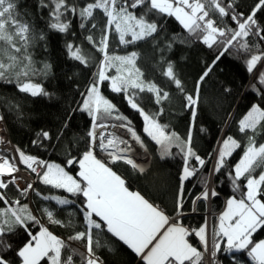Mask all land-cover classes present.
Here are the masks:
<instances>
[{
	"label": "snow or ice",
	"instance_id": "obj_1",
	"mask_svg": "<svg viewBox=\"0 0 264 264\" xmlns=\"http://www.w3.org/2000/svg\"><path fill=\"white\" fill-rule=\"evenodd\" d=\"M38 8L41 19H44L43 12H47L46 27L50 31L67 34L73 27V19L78 20L83 39L101 54L102 60L93 81L81 93L82 102L73 109V112L86 113L91 121L82 155L73 156L69 151L65 166H61L16 148L19 163L35 174L38 182L49 190L48 194L35 189L32 183L19 188L15 173L20 169L16 158L0 152V189L17 185L19 193V197L12 198L7 191H0V201L3 202L0 207V264H41L42 261L45 264H104L97 255V249L106 246V242L102 244L100 240V234L104 232L122 242L141 264H219L217 256L222 251V244L224 252L247 250L253 264H264V240L254 242L252 239L258 229L264 228V104H253L239 120L238 130L246 144L243 155L232 166L227 158L241 148V142L231 135L221 141L209 176L198 177L203 190L196 200L210 201L219 195L211 184L215 174L224 171L234 191L241 190L242 180L246 191L240 198L227 199L226 209L218 215V223L212 226L210 234L207 221L198 228H190L184 226L181 219L184 215V182L196 177L206 165L205 159L193 148L198 109L202 103H208L207 98L201 97V84L230 48L235 47L238 53L247 54L246 70L256 80L251 87L264 99V48L261 46L264 24L257 16V13L264 16V0H257L247 14L238 10L234 0L227 3L225 0H85L83 4L80 0H38ZM26 15L20 11L19 0H0V81L14 83L20 93L31 97H51L52 93L47 91L40 78L47 77L52 66L46 60L35 59L38 44H43L46 50L47 33L37 29ZM169 17L178 21L188 36L173 35L164 47H160L161 20ZM225 17H229L236 27H230ZM71 34L76 35L75 32ZM189 37L208 48L215 46L218 51L215 60L197 80L195 95L185 93L173 62L164 55H160L153 65L156 72L184 95L183 109L190 112V121L186 137L181 138L159 121L165 111L164 103H171V96L138 66L141 54L133 50L119 55L110 49L116 42L125 49L146 42L153 44L154 52L163 53L165 49L170 51L174 43H189ZM249 37L253 38L252 41ZM66 49L72 60L89 66L91 58L80 45L69 42ZM112 69H115V75L110 76L108 72ZM105 81L109 82L112 92L123 93L129 107L142 117L143 132L158 146L162 159L174 155L173 147L182 154L180 183L173 197L175 215H169L164 207L140 192L130 191L126 180L97 158L98 149L109 157L111 163L122 161L140 175L146 172L145 167L131 156L133 147L129 140L108 131L110 127L126 129L131 140L144 147V141L132 122L102 94L100 85ZM144 93L151 94L156 111L146 109L145 97L141 95ZM10 107L19 109V104H10ZM20 115L22 113L17 111V116ZM3 119L0 116V121ZM108 120L122 123L109 124ZM64 127H68L67 121ZM52 139L48 131H41L32 143L45 148L44 141ZM56 139L59 140L60 136ZM3 143L0 138V144ZM209 158L212 159L211 154ZM73 165H78L75 176L66 170ZM51 190L68 195H57ZM29 192H34L42 201L54 202L58 207H30L33 202L28 200ZM21 197L28 203H21ZM72 197L82 198L83 230H73L64 239L49 231L41 217L46 216L49 223L75 229L71 219L66 223L57 217L58 211L76 203ZM36 226L39 227L34 232ZM21 229L27 238L22 246H17L14 238L20 235ZM193 237L198 239V245L192 242ZM72 241L82 242L86 252L72 247ZM109 251L113 249L109 248ZM235 264H240L239 260H235Z\"/></svg>",
	"mask_w": 264,
	"mask_h": 264
},
{
	"label": "trees",
	"instance_id": "obj_2",
	"mask_svg": "<svg viewBox=\"0 0 264 264\" xmlns=\"http://www.w3.org/2000/svg\"><path fill=\"white\" fill-rule=\"evenodd\" d=\"M80 2L83 4L85 0H80ZM227 2L228 0H225V3ZM256 2L257 0H234V3L238 5V10L245 14L250 12ZM19 5L20 11L27 14L26 18L37 29H42L47 33L46 50L43 44H38L35 50V59L37 61L46 60L52 66L50 74L47 77L40 78V82L52 95L51 97H31L20 93L14 83L0 81V116L4 118L3 123L8 138L15 149L18 147L26 154L38 156L48 162L65 166L69 151L73 156H77L82 155L86 149L87 132L91 121L86 113L78 110L73 112V109H77L80 102H82L81 93L85 92L87 86L93 81L102 56L83 39L81 29L78 27V20L73 19V27L67 34L50 31L46 27L47 12H43L44 19H41L38 0H19ZM100 15L102 17V13ZM257 16L260 18V22L264 24V16L261 13H257ZM224 20L230 27H236L229 17H225ZM161 24L163 28L158 35L160 47H164L165 42L170 40L173 35L188 36V33L182 29L179 22L174 18H164L161 20ZM72 32H75L76 35L73 36ZM248 39L252 41L253 38L249 37ZM189 41L187 44L174 43L170 51L165 49L163 53L154 52L153 44L146 42H139L136 46H129L127 49L119 46L116 42L110 49V51H114L119 55L133 50L141 54V60L137 61L138 66L145 70L146 76L150 75L157 84L169 91L171 96V103L167 101L164 103L165 111L159 117V121L168 125V130L175 131L181 138L186 137L190 121V112L183 109L184 95L176 89L171 81L156 72L153 65L159 60L160 55H164L167 60L173 62L185 93L195 95L197 80L215 60L218 51L215 46L208 48L191 37H189ZM69 42L80 45L91 58L88 67L69 57L66 49V44ZM261 46L264 48V43ZM246 55L243 52L238 53L235 47L230 48L217 61L208 77L201 84V97L207 98L208 103H202L198 109L197 126L193 130V148L201 158L205 159L206 165L200 169L196 177L184 182L185 197L182 210L184 215L181 219L186 227L198 228L204 224L206 218L207 206L205 201L196 200V197L203 190L198 177L209 176L221 141L228 135L241 142V148L236 149L233 155L227 158L228 164L232 166L239 161L243 155L246 140L238 130V122L253 104H264V99L251 87L252 84H256V80L246 70ZM108 75H115V69L110 70ZM257 87L260 86L257 85ZM225 89L229 91H225ZM100 90L116 106L119 112L132 122V126L141 136L149 153V163L145 174L140 175L122 161L111 163L109 157L100 151H96L97 158L106 162L117 174L121 175L126 180V186L130 190L140 192L150 201L164 207L169 215H175L173 197L180 183L179 178L183 164L182 154L179 153V149L173 147L172 152L174 155L162 159L158 146L143 132L144 122L142 117L129 107L124 94L112 92L108 81L100 85ZM141 95L145 97L144 105L146 109L156 111L157 106L151 103V94L144 93ZM10 104H19V109L10 107ZM17 111L22 115L18 117ZM66 121L68 122L67 128L64 127ZM107 122L122 123L119 120H108ZM200 128H204L205 131L200 132ZM41 131H48L53 138L51 141H44L45 148H39L32 143ZM57 136H60L59 140L56 139ZM257 139L259 140V137ZM210 154L212 159L209 158ZM66 170L75 176L78 165H73L71 168H66ZM213 180L212 187L219 195L211 198L208 206L209 212L212 213L210 217L212 226L218 223L215 214L222 210L224 201L233 196L240 198L243 191H246L243 188L245 183L243 180L240 182L241 190L234 191L226 171L222 174H215ZM33 187L44 194L49 193L46 186L40 184L38 180H36ZM0 191H7L12 198L19 197L16 186L12 184L9 185V189H0ZM51 191L57 195H68L59 190ZM20 199L21 203H28V200H31L33 203L30 207L34 209L42 205H49L53 209L58 207L54 202L40 200L34 192H29L28 200H24L22 197ZM72 199L76 200V203L65 206L58 211L57 217L66 223L71 219L75 229L49 223L46 216L41 217L42 223L48 227L49 231L64 239H67L73 230H83V214L80 210L82 198L72 197ZM0 207H3L2 201H0ZM69 213L73 215L69 216ZM35 214L40 215V213ZM38 227L33 228V231H37ZM26 238V234L21 229L20 235L15 237L14 240L17 242V246H22ZM252 239L254 242L264 240V228L258 229L253 234ZM100 240L102 244L106 242L105 247L97 249V255L101 257L104 264H141L139 258L122 242L111 237V234L101 233ZM192 242L198 245V239L194 237ZM71 243L72 247L79 249L81 252H86L82 242L72 241ZM223 247L222 244V251L217 256L219 264H235V260H239L240 264H253V261L247 255V250L227 253L223 251ZM109 248H112L113 251H109ZM74 259L78 261L79 257H74ZM41 264H45V262L42 261Z\"/></svg>",
	"mask_w": 264,
	"mask_h": 264
},
{
	"label": "built area",
	"instance_id": "obj_3",
	"mask_svg": "<svg viewBox=\"0 0 264 264\" xmlns=\"http://www.w3.org/2000/svg\"><path fill=\"white\" fill-rule=\"evenodd\" d=\"M109 124H116L119 125L117 123H113V122H108ZM109 132H112L118 136L127 138L128 140L131 141V145L133 147V151L131 153V156L141 165H143L146 169V167L148 166L149 163V153L147 151V149L145 148V146L143 148H141L139 145H137L135 143V141H132L131 138L129 137L128 133L126 132V129L120 128V127H115L112 128L110 127L108 129ZM0 138H3L4 143L0 144V152H2L3 154H5L6 156H10V157H15L16 158V163L17 166L19 167L20 171L15 173V176L18 177L17 179V185L19 186V188L23 189L27 186V183H32L33 185L36 182V177L35 174L30 173V170H27L25 168V166L23 164L19 163V155L16 152V149L14 148V146L12 145V143L10 142L3 120L0 121ZM96 151H99L98 149ZM3 179H10L8 177H4ZM15 185V186H17Z\"/></svg>",
	"mask_w": 264,
	"mask_h": 264
},
{
	"label": "rangeland",
	"instance_id": "obj_4",
	"mask_svg": "<svg viewBox=\"0 0 264 264\" xmlns=\"http://www.w3.org/2000/svg\"><path fill=\"white\" fill-rule=\"evenodd\" d=\"M78 172V171H77ZM211 187H212V184H211ZM211 200V199H210ZM226 201L227 200H225L224 201V206H223V208H222V210L220 211V212H218V213H216L215 214V216H216V218L218 217V215L219 214H221L225 209H226ZM205 203H206V206H207V211H206V213H205V221H207V223H208V225H209V234L211 233V229H212V225H211V223H210V217H211V215H212V213L211 212H209V209H208V206H209V203H210V201H205ZM205 223V222H204ZM261 241V240H260ZM257 242H259V241H257ZM205 260H207V256H205Z\"/></svg>",
	"mask_w": 264,
	"mask_h": 264
},
{
	"label": "water",
	"instance_id": "obj_5",
	"mask_svg": "<svg viewBox=\"0 0 264 264\" xmlns=\"http://www.w3.org/2000/svg\"><path fill=\"white\" fill-rule=\"evenodd\" d=\"M224 132V131H223ZM222 136H223V133H222V135H221V138H222Z\"/></svg>",
	"mask_w": 264,
	"mask_h": 264
},
{
	"label": "bare ground",
	"instance_id": "obj_6",
	"mask_svg": "<svg viewBox=\"0 0 264 264\" xmlns=\"http://www.w3.org/2000/svg\"><path fill=\"white\" fill-rule=\"evenodd\" d=\"M127 139V138H126ZM129 142L131 143V141L129 140Z\"/></svg>",
	"mask_w": 264,
	"mask_h": 264
},
{
	"label": "crops",
	"instance_id": "obj_7",
	"mask_svg": "<svg viewBox=\"0 0 264 264\" xmlns=\"http://www.w3.org/2000/svg\"><path fill=\"white\" fill-rule=\"evenodd\" d=\"M130 190V189H129ZM130 191H134V190H130Z\"/></svg>",
	"mask_w": 264,
	"mask_h": 264
}]
</instances>
